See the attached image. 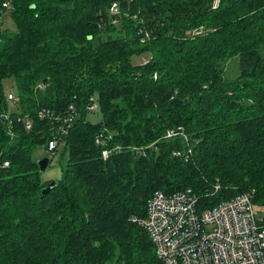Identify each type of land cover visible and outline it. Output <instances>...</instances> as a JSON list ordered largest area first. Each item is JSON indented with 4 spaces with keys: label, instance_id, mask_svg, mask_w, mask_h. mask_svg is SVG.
<instances>
[{
    "label": "trees",
    "instance_id": "trees-1",
    "mask_svg": "<svg viewBox=\"0 0 264 264\" xmlns=\"http://www.w3.org/2000/svg\"><path fill=\"white\" fill-rule=\"evenodd\" d=\"M214 1L0 0L17 26L0 33V264H164L139 222L158 192L264 208V0ZM52 139L69 157L43 194Z\"/></svg>",
    "mask_w": 264,
    "mask_h": 264
},
{
    "label": "built area",
    "instance_id": "built-area-1",
    "mask_svg": "<svg viewBox=\"0 0 264 264\" xmlns=\"http://www.w3.org/2000/svg\"><path fill=\"white\" fill-rule=\"evenodd\" d=\"M220 1L215 0L214 6L217 7ZM4 7L10 9L11 2L4 3ZM110 13L114 17L119 15L117 3L111 6ZM200 33L202 31L195 32ZM6 99L10 109L12 103L19 104L18 93H6ZM96 108V105L91 107L93 111ZM73 114L74 106H71L70 117L63 120V125L68 127L73 123ZM39 117L46 119L53 115L42 111ZM21 120L27 130L32 129L31 120ZM175 134L170 130L167 138ZM57 135H60L59 131ZM154 145L134 150L140 156H146L147 150ZM56 147V141L52 139L46 150L54 155ZM109 155V151H103L105 159ZM219 189L220 186L216 190ZM263 214L264 208L254 203L252 193L241 194L210 209H200L191 191L174 195L158 192L149 203L146 217L139 222L149 233L156 255L164 264H264Z\"/></svg>",
    "mask_w": 264,
    "mask_h": 264
},
{
    "label": "rangeland",
    "instance_id": "rangeland-1",
    "mask_svg": "<svg viewBox=\"0 0 264 264\" xmlns=\"http://www.w3.org/2000/svg\"><path fill=\"white\" fill-rule=\"evenodd\" d=\"M5 31L14 33L17 31V26L11 16V10L5 11L4 14H1L0 12V33H4ZM150 59V54L147 53L142 56H135L133 58V63L135 65L145 64ZM221 66L224 69L225 76L228 79H235L239 74V68H238V62L237 60H231L226 62H221ZM3 87L5 93H13L17 94V89L15 86L14 79H7L3 81ZM11 110L17 111L18 105L15 103L11 104ZM89 121L92 123H98L102 119L101 113H95L90 114L88 117ZM65 150V146H60L58 150L54 153L53 158L50 160V165L45 173H42V178L44 181H53L57 182L62 178V166L67 162L68 160V153L63 154ZM49 151L44 148H38L34 152V159H43L45 157H48ZM264 217V214H263Z\"/></svg>",
    "mask_w": 264,
    "mask_h": 264
},
{
    "label": "water",
    "instance_id": "water-1",
    "mask_svg": "<svg viewBox=\"0 0 264 264\" xmlns=\"http://www.w3.org/2000/svg\"><path fill=\"white\" fill-rule=\"evenodd\" d=\"M50 157H45L43 159L38 160V166L40 168L41 173H45L50 165ZM56 183L52 182L51 184H49V186L43 191V194H48L49 192H51L55 187H56Z\"/></svg>",
    "mask_w": 264,
    "mask_h": 264
}]
</instances>
